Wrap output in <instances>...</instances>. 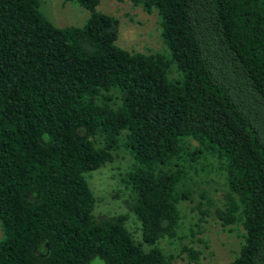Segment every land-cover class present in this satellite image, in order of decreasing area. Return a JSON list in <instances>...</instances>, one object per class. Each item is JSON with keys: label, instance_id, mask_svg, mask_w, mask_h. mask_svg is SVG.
<instances>
[{"label": "trees", "instance_id": "obj_1", "mask_svg": "<svg viewBox=\"0 0 264 264\" xmlns=\"http://www.w3.org/2000/svg\"><path fill=\"white\" fill-rule=\"evenodd\" d=\"M64 1L81 25L0 0V264H171L157 242L209 158L227 188L215 217L243 229L223 264H264V0H129L156 12L165 53L116 45L99 0ZM119 146L140 242L125 214L92 215L86 175Z\"/></svg>", "mask_w": 264, "mask_h": 264}, {"label": "rangeland", "instance_id": "obj_2", "mask_svg": "<svg viewBox=\"0 0 264 264\" xmlns=\"http://www.w3.org/2000/svg\"><path fill=\"white\" fill-rule=\"evenodd\" d=\"M38 8L56 27L79 26L88 16L83 7L64 0H39ZM97 10L117 18L115 43L119 47L142 53H165L154 10L146 12L129 0H99ZM112 156L111 161L86 175L88 187L95 197L92 215L98 219L125 214V228L136 242H140L139 223L129 210L130 195L121 181L132 159L122 146L115 149ZM206 161L208 163L203 170L197 168V174L191 172L192 178L188 182L190 199L178 204L180 223L176 234L157 242L161 251L171 257V264H194L188 261L183 246L200 252L196 264L226 263L236 253L242 240L240 225L221 227L215 217L214 210L222 208L227 188L222 174L216 170V162L211 158ZM142 246L147 248L144 244ZM89 264H102V261L94 257Z\"/></svg>", "mask_w": 264, "mask_h": 264}]
</instances>
